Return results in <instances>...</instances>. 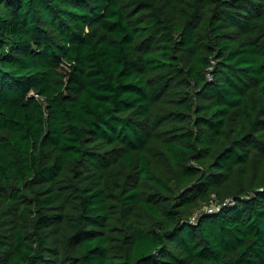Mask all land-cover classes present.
Masks as SVG:
<instances>
[{
    "label": "trees",
    "instance_id": "obj_1",
    "mask_svg": "<svg viewBox=\"0 0 264 264\" xmlns=\"http://www.w3.org/2000/svg\"><path fill=\"white\" fill-rule=\"evenodd\" d=\"M0 264H264V0H0Z\"/></svg>",
    "mask_w": 264,
    "mask_h": 264
},
{
    "label": "built area",
    "instance_id": "obj_2",
    "mask_svg": "<svg viewBox=\"0 0 264 264\" xmlns=\"http://www.w3.org/2000/svg\"><path fill=\"white\" fill-rule=\"evenodd\" d=\"M215 208H216L215 205H211V206H205V207H203V210L211 211V210H213ZM194 217L195 216L192 217V220H194Z\"/></svg>",
    "mask_w": 264,
    "mask_h": 264
}]
</instances>
